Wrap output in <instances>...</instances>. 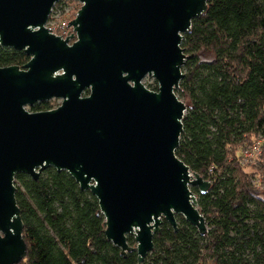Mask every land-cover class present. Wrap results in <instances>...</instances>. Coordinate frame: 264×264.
<instances>
[{
	"label": "water",
	"instance_id": "water-1",
	"mask_svg": "<svg viewBox=\"0 0 264 264\" xmlns=\"http://www.w3.org/2000/svg\"><path fill=\"white\" fill-rule=\"evenodd\" d=\"M72 1L82 7L63 39L47 24ZM208 2L0 0V46L30 57L23 68L0 67V264L27 256L16 176L38 181L50 168L91 192L107 240L125 258L136 251L138 264L164 222L178 232L181 216L208 232L192 189L205 194L210 183L176 155L188 109L176 94L190 58L182 42ZM52 99L62 104L27 110Z\"/></svg>",
	"mask_w": 264,
	"mask_h": 264
},
{
	"label": "trees",
	"instance_id": "trees-1",
	"mask_svg": "<svg viewBox=\"0 0 264 264\" xmlns=\"http://www.w3.org/2000/svg\"><path fill=\"white\" fill-rule=\"evenodd\" d=\"M182 48L190 58L176 94L188 109L176 155L210 183L205 194L192 189L208 232L181 216L178 232L164 222L143 264H264V192L252 183L264 152L257 167L239 163L241 147L264 139V0H209ZM202 52L213 59L200 60ZM29 61L0 46L1 68ZM15 186L27 245L20 264H138L136 251L125 258L107 240L98 200L67 172L50 168L38 181L18 174Z\"/></svg>",
	"mask_w": 264,
	"mask_h": 264
},
{
	"label": "built area",
	"instance_id": "built-area-1",
	"mask_svg": "<svg viewBox=\"0 0 264 264\" xmlns=\"http://www.w3.org/2000/svg\"><path fill=\"white\" fill-rule=\"evenodd\" d=\"M60 6H55L53 13L47 24V28L50 29L54 35L59 36L63 39L69 37L74 33V28L70 25L67 28L69 22L73 21L67 18L64 6L68 2H61ZM60 4V3H59ZM78 15V14H77ZM264 152V139L259 137L251 145H245L241 147L239 152V163L244 167H257L259 165V159ZM252 183L254 187L264 192V173H259L253 176Z\"/></svg>",
	"mask_w": 264,
	"mask_h": 264
},
{
	"label": "rangeland",
	"instance_id": "rangeland-1",
	"mask_svg": "<svg viewBox=\"0 0 264 264\" xmlns=\"http://www.w3.org/2000/svg\"><path fill=\"white\" fill-rule=\"evenodd\" d=\"M82 5L78 2H75V1H72V2H68L67 5L64 6L63 10L64 13H66V16L68 19L70 20H75V18L77 17V14L79 12V10L81 9ZM200 57V60L202 61H210L213 59V55L208 53V52H202L200 53L199 55ZM155 79L153 77H147L144 81H143V84L148 88L150 89L151 87L155 86ZM180 99V98H179ZM181 101H183L185 104L188 105V103H186V100L184 101L182 98L180 99ZM62 104V101H54L53 103V109H57L60 105ZM28 111L32 112V108H27ZM187 114V111L185 113V116ZM251 166L249 165L248 168H250ZM130 237H133V236H130ZM134 238V237H133ZM129 244L131 247H136L137 246V243L134 241V243H131L129 241Z\"/></svg>",
	"mask_w": 264,
	"mask_h": 264
},
{
	"label": "flooded vegetation",
	"instance_id": "flooded-vegetation-1",
	"mask_svg": "<svg viewBox=\"0 0 264 264\" xmlns=\"http://www.w3.org/2000/svg\"><path fill=\"white\" fill-rule=\"evenodd\" d=\"M54 101H60V100H58V99H52V100H50V101H48V102H42V103H38V104H36L35 106H37V105H43V107L44 108H46L45 110H40V111H36V112H45V111H51V110H54L53 108V103H54ZM62 101V100H61ZM48 107H50L49 109H47Z\"/></svg>",
	"mask_w": 264,
	"mask_h": 264
}]
</instances>
